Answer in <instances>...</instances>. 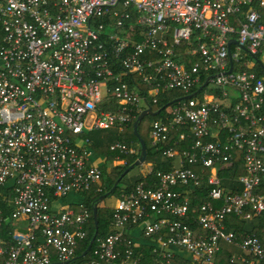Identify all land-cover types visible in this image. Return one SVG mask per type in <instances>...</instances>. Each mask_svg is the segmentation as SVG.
<instances>
[{"label": "built area", "instance_id": "2783aa9c", "mask_svg": "<svg viewBox=\"0 0 264 264\" xmlns=\"http://www.w3.org/2000/svg\"><path fill=\"white\" fill-rule=\"evenodd\" d=\"M257 66L264 69V0H0V198L11 207L8 217L0 207V264H216L223 243L239 250L231 264H264L255 234L238 239L224 226L229 215L264 216ZM203 76L213 90L190 95ZM176 90L188 98L151 123L149 144L184 128L175 144L190 140L189 148L163 151L177 160L172 170L106 205L109 232L81 257L84 195L104 189L88 135L123 132L136 112ZM109 150L138 153L119 140ZM236 151L245 169L233 180L239 192L221 175Z\"/></svg>", "mask_w": 264, "mask_h": 264}, {"label": "trees", "instance_id": "16d2710c", "mask_svg": "<svg viewBox=\"0 0 264 264\" xmlns=\"http://www.w3.org/2000/svg\"><path fill=\"white\" fill-rule=\"evenodd\" d=\"M232 47V51H233ZM254 71L256 72L258 77L264 78V69L260 66H257L254 68ZM125 81H128V78L124 79ZM206 77L203 76L201 78V86H203L202 90H198L199 88H195L190 95L194 94L196 97H201L202 93L206 89H212L213 87L209 84L205 83ZM140 85V89L142 91H146L147 87L141 82H138ZM210 90V91H212ZM188 96L187 94L180 92L178 90L172 91V92H165L158 96V100L156 104H149L152 111L156 112L159 111V114L156 116H145L137 127V133L138 135L144 140L146 144V160L144 163L150 165V173L146 174L145 176H140L137 179L134 180V183L128 184L124 189L120 190L118 186L110 193V195H114L118 197L120 194L125 193L129 191L135 183H137L140 180H147V181H153L154 175L158 171L162 172H168L172 170L173 168V159H169L163 155V151L172 148V149H178V150H184L188 149L191 141L186 140L184 143H178L179 142V134L183 132L184 128L177 129L176 131L172 132L166 142H164L162 145H158L157 147L150 146V139H149V131L151 123L154 120H157L159 118H162L165 116V109L163 107L169 106L173 104L177 99H181ZM235 103V102H232ZM140 114V112H136L135 119L123 130V132H118L117 130H102V131H96L91 134H89V138L92 141V149L94 150L95 154L99 157H103V162L100 163V170L102 172L101 177V183L104 187L103 191L95 194L93 189L90 192L85 193L83 204H85L86 207H89L90 209V218H89V227L87 230V240L85 242V246L87 247L90 239L92 238L93 234L96 231L97 237L100 235H104L109 232V221L111 218V211L106 206H100L99 198L102 197L107 192H110L113 188L114 183L119 178V176L130 166L132 165L140 156V146L137 140L136 135L133 131V123L136 120L137 116ZM145 122V125L142 124ZM121 141L122 143H125L130 146H135L138 149V153L136 155H118L116 152H111L109 150V145L115 141ZM234 155V164L233 167H227L224 168L221 175L223 176V185L225 188H231L234 192H239V188L237 185L234 184L233 180L235 177L243 175L245 173L244 169V163L242 159V152L236 151L233 152ZM119 156V157H117ZM114 161H123L124 164L121 166H115L111 170L107 171V165L109 163H112ZM1 191V188H0ZM258 193L264 194V184H261L259 189L257 190ZM207 196V189L203 186L202 189L195 192V196L193 197L194 203L193 207L194 209H198L199 205L206 199ZM97 206V230L95 229L94 225V219H93V208ZM0 207L3 209L4 214L6 217L9 216V213L11 212V207L7 206L5 201L0 198ZM79 209L78 207H76ZM247 221H243L241 219H238L232 215H229L225 218V227L227 230H230L234 232L238 239L240 237L245 236L247 234H255L259 240L264 244V216H256L251 221L252 226L250 230L246 228ZM192 228L199 230V227L196 226V224L193 222V217L191 218V221H189ZM3 227L5 229V234L7 232L12 231V225L8 220L5 221L3 224ZM223 246V251L218 254L217 261L219 264H231L229 262V259L233 252H239L237 248H233L232 245H228L223 243L221 247ZM85 248V247H84ZM234 249V250H233ZM220 255V256H219ZM255 264H263L258 263L256 261Z\"/></svg>", "mask_w": 264, "mask_h": 264}, {"label": "water", "instance_id": "95a60500", "mask_svg": "<svg viewBox=\"0 0 264 264\" xmlns=\"http://www.w3.org/2000/svg\"><path fill=\"white\" fill-rule=\"evenodd\" d=\"M233 41L230 40L229 41V58H230V63L232 64V57H231V51H230V44L232 43ZM232 67V66H231ZM231 67L229 69L228 72L231 71ZM203 87H200L198 90H202ZM184 98H188V97H184ZM179 100V99H177ZM167 106L163 107V109H165ZM159 114V111H152L151 108H147L143 111L140 112V114L137 116L136 120L134 121L133 123V131H134V134L136 135L137 137V140H138V143H139V146H140V156L138 157V159L132 164L130 165L120 176L119 178L116 180V182L114 183L113 185V188L111 189L110 192H107L106 194H104L102 197L99 198V202H102L107 196L110 195V193L118 186V184L120 183V181L125 177V175L130 171L132 170L134 167L136 166H139L140 164H143L146 160V156H147V152H146V144L144 142V140L138 135L137 133V127H138V124L140 123V121L145 117V116H156ZM93 219H94V225H95V229H97V206H95L93 208ZM96 237V231L95 233L93 234L92 238L90 239L89 241V244L86 248V250L82 253L81 257H83L86 252L90 249L91 245L93 244L94 242V239Z\"/></svg>", "mask_w": 264, "mask_h": 264}, {"label": "rangeland", "instance_id": "374dc122", "mask_svg": "<svg viewBox=\"0 0 264 264\" xmlns=\"http://www.w3.org/2000/svg\"><path fill=\"white\" fill-rule=\"evenodd\" d=\"M101 94H102V96H104L105 95V92L102 90L101 91ZM231 101L232 100L228 99L225 104L226 105H229V104H231ZM143 125H145V122H143L142 127H143ZM101 158L103 159V157H101ZM101 158L99 156L97 158L93 157L92 158V161H93V163L99 165L100 163H102V159ZM123 164H124L123 161H114L112 163H109L107 165V171L111 170L115 166H121ZM148 172H150V165L149 164L143 163V164H140L139 166L134 167L120 181V183L118 184V188L120 190L124 189L128 184L134 183V180L135 179H137L140 176H145ZM116 198L117 197L114 196L113 194L112 195H109L102 202H100V206H106L108 204H112L113 205V203H114V201H115ZM137 235L139 236L140 233L138 232Z\"/></svg>", "mask_w": 264, "mask_h": 264}, {"label": "crops", "instance_id": "0c3cea01", "mask_svg": "<svg viewBox=\"0 0 264 264\" xmlns=\"http://www.w3.org/2000/svg\"><path fill=\"white\" fill-rule=\"evenodd\" d=\"M264 159V158H263ZM173 161V166H175V165H177V160L176 159H173L172 160ZM151 169V168H150ZM107 204V203H106ZM108 205H112V204H108ZM246 224V228L248 229V230H250V228H251V226H252V224H251V222H246L245 223ZM224 226H225V224H224ZM225 230H227L226 229V227H225ZM227 231H230V230H227ZM233 248H236L235 246H233ZM234 250V249H233ZM223 251V246L221 247V252ZM239 251V250H238ZM234 253H237L236 251L235 252H233L232 254H234ZM221 254V253H220ZM220 256V255H219ZM218 259H216V264H219L218 263V261H217Z\"/></svg>", "mask_w": 264, "mask_h": 264}]
</instances>
